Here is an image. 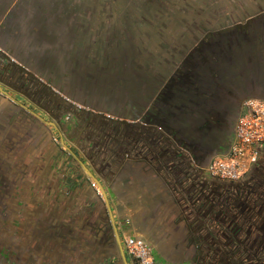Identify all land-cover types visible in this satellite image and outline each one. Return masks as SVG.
<instances>
[{
	"label": "crops",
	"instance_id": "1",
	"mask_svg": "<svg viewBox=\"0 0 264 264\" xmlns=\"http://www.w3.org/2000/svg\"><path fill=\"white\" fill-rule=\"evenodd\" d=\"M225 1L0 0V33L12 34L8 29L11 23L7 21L15 18L12 28L15 27L16 33L17 26L22 34L29 27L31 48L34 45L40 49L46 44L65 53L70 51L69 58L84 57L82 64H71L80 67L89 80L91 76L92 80L99 76L103 80L102 76L127 74L134 66L142 78L140 89L129 85L126 93L120 90L121 85L130 83L133 75L128 74L130 79L117 77L116 83L113 79L103 81L106 91L114 83L120 101L126 97L125 104L115 112L71 108L67 114L75 118L76 139L73 134L63 136V130H70L72 123L56 128L55 121L43 117L39 110H31L47 139L37 136L32 157H25L32 165L30 177H26L28 190H24L28 200L20 197L9 204L10 191L5 189L7 200L4 196L0 203V237L14 236L19 264H106L110 260L112 264H135L124 251L125 236L149 244L161 264H225L224 258L230 253L229 245L226 242L224 245L229 240L228 229L217 218L194 216L190 210L195 203H185L175 195L172 183L164 175L165 167L158 161L161 157L152 152L162 140L144 136L145 132L156 131L164 140H172L182 152L186 150L192 165L207 176L205 169L210 160L227 153L233 141L230 121L226 125L220 122L224 111L221 101L235 109L242 93L250 92L252 97L261 98L252 93L261 92L256 78L261 76L262 67L257 73L250 70L246 79L240 80L244 81L241 94L227 93L219 101L213 97L220 106H213L216 110L203 109L206 79L213 88L215 82L229 87L230 73L235 75L245 66L244 61H232L235 57L232 55L231 61L225 63L226 75L217 77L213 51L229 46L218 35L215 38L219 39H211V43L204 40H208L209 34L245 26V22L264 15L261 5L254 13L237 18L238 22L235 19L219 25L214 22L217 18L213 23L207 22L213 20L210 13L217 16L225 9ZM69 3L81 7L73 10ZM186 3L189 5L185 6ZM186 8L192 13L186 14ZM137 17L140 25L134 22ZM39 34L45 38H37ZM184 36L193 39L191 43H183ZM23 39L10 38L14 44ZM215 41L223 43L217 46ZM136 48L143 54L136 52ZM251 49L258 50L252 53L257 58L263 52L258 44ZM197 52L203 54V63L196 60ZM222 54L228 57V51ZM206 67L211 71H206ZM64 95L58 96L65 98ZM18 111L25 114L22 109ZM92 113L100 118L113 117L115 138L101 139V124L85 121ZM124 130L125 138L117 137ZM138 131L143 134L141 138ZM72 142L77 145L75 152L71 149ZM60 149H67L66 154L56 159L59 154L56 151ZM56 162L61 171L54 168ZM24 181H19L21 189ZM56 210L62 216H55Z\"/></svg>",
	"mask_w": 264,
	"mask_h": 264
},
{
	"label": "flooded vegetation",
	"instance_id": "2",
	"mask_svg": "<svg viewBox=\"0 0 264 264\" xmlns=\"http://www.w3.org/2000/svg\"><path fill=\"white\" fill-rule=\"evenodd\" d=\"M256 21L257 20L253 21V23H257ZM251 22L252 21H249L247 24H245V26H236L234 27V29H228L215 35L209 34L208 40H204V43H211V39H213L212 41H214V38L216 37V35H218L219 37L223 38L222 41L227 43L229 46L228 48L220 46V50L213 49L214 51L212 59L217 66L215 65V71L212 70V72L214 71V74L217 75V77L222 78L224 75H226L227 72H225V63L229 61L232 55H235L232 61H246L248 64L245 66V69H243L244 65L241 66L240 70L238 72H235V75H232L230 73L229 87H226L223 83L215 82L213 88L211 83H207L208 80L206 79L207 82L205 83V87L203 88V96L205 97V99L203 100V109L207 108L214 110L215 108L220 106L219 102L212 100L213 97L218 98L219 101L221 96L227 95V93L241 94L244 91L242 86L244 81L240 80H243L244 78L246 79L248 73L252 69L257 73L261 67V63L264 64V35L262 33L253 34L252 32H250L249 27L252 26ZM249 38H252L254 40V42L248 43L250 46L247 45L246 42V40ZM222 41H215L213 43L219 46L223 43ZM245 42L246 48L243 49V46H245ZM253 44H258L259 46L263 47V52L259 53L260 58H257V55L253 56L252 53H256L258 51L257 50L255 52L253 49H251L254 46ZM233 45L236 47H233ZM30 49L32 48L30 47ZM216 50L217 54H215ZM225 50L228 51V57L222 54V51L225 52ZM55 51L59 53L60 50L52 49L51 52L49 54H47V52L42 59L41 56L34 58L35 60L37 59V63L35 64V67L33 64H30L33 65L31 69L25 68L24 65L18 64L15 60H10L8 58L10 61H12L11 63L9 60L4 58V56L0 55V84L6 91V93H8V95L13 98H9L6 93L1 92L0 90V95L8 99V101L10 102V105L4 107V109L0 113V200L2 199L0 203L3 202V196H6L4 192L5 189H7L10 184H14V182L16 181V172H21L23 174V171L25 172L27 170L28 165L27 163H25V161H23L25 160V158L23 157H25L26 155H28V157H32L31 152L34 148L33 143H35V138L37 136L46 138L45 130L42 129V127L39 126L37 122H35V118L33 117L34 115L32 114L31 110H39L41 111L43 117L47 116L48 119H51L53 121L56 120V122H58L59 124L58 128H60L63 127L62 125L64 124L68 125L70 123H74L75 118L67 114V112L70 111L71 108L74 109L72 107V101L70 100L71 98L76 103L80 101L84 107H89L90 105H92L93 107L102 109L104 111L107 110L108 112H115L116 110H119V108H121L122 105L126 102V97L125 99H122V101H120L117 98V94H115L116 91L113 85L114 83H116L117 77H124L128 79V74L133 75V80L130 81V83L123 82V85L118 83L119 85H121L122 89L120 88V90L122 92L126 93V87H128L129 85L135 86L136 89H140L142 87L141 75L134 71L133 67H131L130 70H127V67L124 68L127 70V74L122 73V75L119 76H102L101 78H103V80H100V76L96 80H92L93 76H91L92 83L89 84L91 81L89 83L86 82L89 78L87 75H85L84 72L80 70V67L78 68V66H74L73 64H71V57L69 58L68 55L70 54V51H66L65 53V51L61 50V52H64L63 57L58 56V54L55 57ZM200 52H197L198 57H196V60L199 62L202 61L203 63V54H200ZM13 53L20 58L18 52ZM246 56H248V58H246ZM24 57L25 60H27L26 56ZM189 58H191V55H189ZM65 61L68 62V71H66L62 67L63 62ZM204 69L208 72L211 71V69H208L207 67ZM57 78L59 79V86L61 88L60 90L53 88L51 84L56 83ZM73 78H77L80 83L78 86L75 83V87L73 86V88L70 90V79ZM39 79H42L43 81L40 82ZM107 79H109V81L113 79L112 82H114L113 85H111L112 87L109 91H106L107 87L104 83ZM60 81L62 82L60 83ZM62 93L66 94L64 95L65 98L59 97ZM252 94H256L264 99L263 92H254ZM249 97L251 98L250 92L242 93L240 98H238L237 100L235 109L232 104L226 103L225 100L221 101V105L224 106V111L220 115V122L222 125H226L227 121L229 120L231 133H233L236 120L241 113L242 105L244 101ZM215 103L217 104L216 106ZM23 106H28V109H24ZM213 106L215 108H213ZM19 109L24 110L25 114L20 113L18 111ZM84 109L81 108V110ZM16 111H18V113ZM12 113L17 115L16 123H14L15 119L13 118ZM97 117L99 119H97ZM36 120L39 121V123L41 122L39 118H37ZM85 121H89L91 124L99 123L101 124L102 128L106 129L100 130L99 135L101 136V139L109 140L115 138L114 136H116V133H112L114 119L111 115H104V118H100L99 116H86ZM124 132L125 130L122 133ZM58 145V147H61L60 142H58ZM56 152L61 153L63 151L62 149H60ZM8 159L14 160L12 161L13 165H10L9 161H7Z\"/></svg>",
	"mask_w": 264,
	"mask_h": 264
},
{
	"label": "trees",
	"instance_id": "3",
	"mask_svg": "<svg viewBox=\"0 0 264 264\" xmlns=\"http://www.w3.org/2000/svg\"><path fill=\"white\" fill-rule=\"evenodd\" d=\"M136 133L139 138L143 135ZM144 136L162 140L152 152L161 157L158 161L175 195L185 203L198 204L191 207L194 216L217 218L228 229L224 245H229L230 253L225 264H264V160L241 182L226 183L203 176L172 140H164L156 131Z\"/></svg>",
	"mask_w": 264,
	"mask_h": 264
},
{
	"label": "rangeland",
	"instance_id": "4",
	"mask_svg": "<svg viewBox=\"0 0 264 264\" xmlns=\"http://www.w3.org/2000/svg\"><path fill=\"white\" fill-rule=\"evenodd\" d=\"M76 3V2H75ZM75 3H69L70 4V8L71 9H75V8H80L81 6H77ZM74 4V5H73ZM183 4V3H182ZM225 9L223 10V11H220V12H218V14H217V16H216V14L215 13H210L211 15H212V17H213V20H210V19H208V20H206L207 22H209V23H213V21H214V18H217V20L216 21H214L215 23H218L219 25L220 24H225V23H227V22H229V21H233V20H235L234 22H238L237 21V18H242V17H244L245 15H247L248 13H254L261 5L263 6L264 5V0H249L248 2L246 1V0H226L225 1ZM187 5H189V3H186L185 4V6H187ZM77 6V7H76ZM73 7H75V8H73ZM187 9V11L189 12H187L186 14H190V13H192V11L190 10V9H188V8H186ZM76 11V10H75ZM197 13V15L199 14V11L198 12H196ZM262 14V13H261ZM260 14V16H258L256 19H257V23H253V22H251L252 23V26L249 28L250 29V32H252L253 34H263L264 35V15L262 16ZM261 17L263 18V19H261ZM130 18V17H129ZM131 19V18H130ZM131 21H132V19H131ZM8 23L10 22L11 24H10V27H8V29H9V31H11V33L12 34H4V33H0V55L1 56H4V58H6L7 60H15L18 64H22V65H24L25 66V68H28V69H31L32 68V66L34 65V67H35V64L37 63V59L35 60L34 58H36V57H40L41 56V59L46 55V53L47 54H49L50 52H51V50H52V48H50V47H46V44L45 45H43L42 46V44H40V46H42V47H40V49H36V47L37 46H34V45H32V49H30V44H29V38H30V30H29V27L27 26V27H25L24 28V30L26 29L27 30V32L26 33H20V31L22 30V29H20V26L18 27L17 26V30H18V33H16L15 32V27L14 28H12V26L13 25H15L14 23H15V18H8V21H7ZM134 22L135 23H137L138 25H140L141 24V22H140V19H139V17H137V19L135 18L134 19ZM247 22H245V24H246ZM232 24V22H230L229 24H227V25H231ZM256 25H258V26H256ZM255 27H257V28H255ZM263 27V28H262ZM20 29V30H19ZM226 29H228V28H226ZM186 36V35H185ZM185 36L183 37V43H185V41H187L188 43H191V41L193 40H191V39H186L185 38ZM24 38L23 40H22V42H20V43H12V40H10V38L11 39H14V38H16V40H19L20 38ZM48 37H53V36H51V35H48ZM37 38H39V39H44L45 38V35L44 34H39L38 36H37ZM184 39H186V40H184ZM27 42V43H26ZM246 42H247V45H249L248 43H252V42H254V40L252 39V38H249V39H247L246 40ZM246 42L244 43V45H245V48H246ZM36 45V44H35ZM253 45H255V44H253ZM250 46V45H249ZM15 47V48H14ZM233 47H236V46H234L233 45ZM15 49V50H14ZM35 49V50H34ZM14 50V51H13ZM59 50V49H58ZM135 51L136 52H140V53H142L141 52V50H139V49H135ZM12 52V53H11ZM13 52H18V54L20 55V58L17 56V55H15ZM45 52V53H44ZM34 53V54H33ZM237 53V52H236ZM54 54H55V57H56V55L58 54V56H61V57H63L64 56V52H61V50L59 51V53H57L56 51L54 52ZM143 54V53H142ZM229 54H231V53H229ZM247 54V53H246ZM245 54V55H246ZM36 55V56H35ZM24 56H26V58H27V60H25V57ZM249 56H250V54H249ZM70 62H72V63H75V65H79V64H82L83 62H84V57H82V58H79V56L77 57H75L74 55H70ZM9 58V59H8ZM246 58H248V56H246ZM83 59V60H82ZM9 60V61H10ZM131 61L133 62V60L131 59ZM11 63H12V61H10ZM244 63H245V66L248 64L246 61H244ZM30 64H33V65H30ZM63 66V68L66 70V71H68L69 70V66H68V62H63V64H62ZM243 67V69H245L246 67ZM261 72H260V74H261V76H259V77H257L256 79H257V81H258V83H259V87L261 88L260 90H261V92H263L264 93V64H261ZM128 68H130V67H128ZM134 70L136 71V67L134 66ZM246 71H248V70H246ZM137 72V71H136ZM135 72V73H136ZM57 76V75H56ZM58 77V76H57ZM71 78V77H70ZM253 80H254V78H252ZM259 80H262L261 82L259 81ZM91 80H89V79H87V83H89ZM70 82H71V84L69 85V89L71 90L72 88H73V86L75 87V85L77 84V86L79 85V83H80V81L79 80H77V78H73V79H70ZM57 83V84H56ZM56 83H51L52 84V86L54 87V88H56L57 90H59V89H61L60 88V84H59V79L57 78V82ZM60 83H61V81H60ZM76 83V84H75ZM92 83V81L89 83V84H91ZM2 87V86H1ZM59 88V89H58ZM65 94V93H64ZM66 95V94H65ZM252 97V96H251ZM253 97H255V96H253ZM257 97V96H256ZM250 98V97H249ZM71 101H72V107L74 108V109H78L79 110V108L77 107V105H80L81 107H82V109H84V108H86V110H91V108H94V109H97V110H100V109H98V108H95V107H93L92 105H90L89 107H84L83 105H82V103L80 102V101H78L77 103L75 102V101H73V99L71 98L70 99ZM75 100V99H74ZM8 105H10V102L8 101V99H6V98H4L3 96H1L0 95V113H1V111L4 109V107H6V106H8ZM91 107V108H90ZM70 110H72V109H70ZM80 110H81V108H80ZM14 111V110H13ZM96 114H94V113H92L90 116L92 117V116H95ZM12 116H13V118L15 119V122L14 123H16L17 121H16V116L17 115H15L14 113H12ZM89 116V115H88ZM1 117V116H0ZM47 117V116H46ZM71 117H73L72 115H71ZM48 118V117H47ZM74 124H76V122L74 121V123H72L71 125H73L72 126V128L70 129V130H67V129H65V130H63V136L64 137H66L67 135H65V134H69V135H72L73 134V137H75V139L78 137V135H77V133H75L74 132V128L76 127V126H74ZM62 126H66L65 124L64 125H62ZM64 129V128H63ZM101 130H106L105 128H102ZM53 133V135H54V137L55 138H57V135H56V133H54V131L52 132ZM113 135V134H112ZM118 136H120V137H123V138H125V133H122V135H121V133L119 134V135H117V137ZM81 137V136H80ZM115 137V136H114ZM140 137V136H139ZM72 144L73 145H71V149L75 152L76 150H77V145H76V143H73L72 142ZM65 151H67V149H65L63 152H61V153H59L58 155H57V157H56V159H58L59 157H60V155H65L66 154V152ZM29 153V152H28ZM128 156V155H127ZM25 157H27V155L25 156ZM25 157H23V158H25ZM27 158H29V157H27ZM7 161H9V163H10V165H13V162L12 161H14V160H11V159H8ZM23 161H26V160H23ZM25 163H27V165H28V168H27V170L24 172L23 171V174L21 173V175H20V173L19 172H16L17 174H16V181L14 182V184H10L9 185V187L7 188V191H10L9 192V194H8V199H10L9 201H8V203L9 204H11L10 202H13V203H15L16 201H18L19 200V198L20 197H22L23 199H26V200H28V194H26L25 193V191L24 190H28V179L29 178H26V177H30V170H31V166H30V163L28 162V161H26ZM59 162H56L55 163V166H54V168L55 169H58L59 171H61L62 169L60 168V164H58ZM57 167V168H56ZM75 167L79 170L80 169V167L78 168L76 165H75ZM72 168V167H71ZM25 180V181H24ZM19 181H24L23 183L25 184L24 185V187L21 189L20 188V185H21V183L19 182ZM18 184V187H16V185ZM24 188H26V189H24ZM23 191V193H25L24 195H22L21 196V192ZM27 196V197H26ZM4 197V196H3ZM6 197V196H5ZM5 200H7V197H6V199ZM15 201V202H14ZM58 201H60V197L57 199V202ZM15 205H19L18 203H16ZM12 212V211H11ZM55 216H62L61 215V213L59 212V210H56L55 211ZM16 238V237H15ZM15 239H14V236L12 235V236H8V237H6V239L5 238H1L0 237V264H15V263H18L19 264V262L21 263V261H19V258L17 259L16 258V252H14L15 250H14V246H15V241H14ZM18 253H20L19 252V250H18ZM111 261L112 260H110L109 262H107L106 264H112L111 263ZM105 264V263H104Z\"/></svg>",
	"mask_w": 264,
	"mask_h": 264
},
{
	"label": "built area",
	"instance_id": "5",
	"mask_svg": "<svg viewBox=\"0 0 264 264\" xmlns=\"http://www.w3.org/2000/svg\"><path fill=\"white\" fill-rule=\"evenodd\" d=\"M77 107L82 108L80 105ZM183 151L186 154V150ZM263 160L264 99L251 97L242 105L228 152L213 157L205 171L213 180L238 183ZM122 243L125 253L135 264H161L157 262L151 246L145 241L133 236H125Z\"/></svg>",
	"mask_w": 264,
	"mask_h": 264
},
{
	"label": "water",
	"instance_id": "6",
	"mask_svg": "<svg viewBox=\"0 0 264 264\" xmlns=\"http://www.w3.org/2000/svg\"><path fill=\"white\" fill-rule=\"evenodd\" d=\"M0 90H1V92H3V93H6V91L1 87V84H0ZM7 95H8V93H6ZM10 96V95H9ZM55 122H56V120H55ZM53 125H54V127H59V124H58V122H56V123H53ZM86 171H87V173H89V175L92 177V178H94V175L86 168ZM102 190V194H103V196H104V199L107 201V196H106V194L104 193V190H103V188H101ZM119 243V242H118Z\"/></svg>",
	"mask_w": 264,
	"mask_h": 264
}]
</instances>
